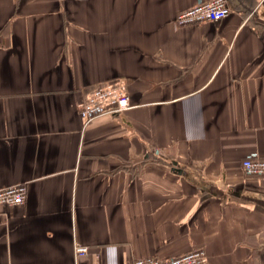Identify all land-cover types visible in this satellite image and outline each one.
Returning <instances> with one entry per match:
<instances>
[{
  "label": "crops",
  "instance_id": "1",
  "mask_svg": "<svg viewBox=\"0 0 264 264\" xmlns=\"http://www.w3.org/2000/svg\"><path fill=\"white\" fill-rule=\"evenodd\" d=\"M202 0H0V264H133L202 247L264 264V0L178 26ZM125 77L132 107L86 124ZM174 162L182 169L173 168Z\"/></svg>",
  "mask_w": 264,
  "mask_h": 264
},
{
  "label": "built area",
  "instance_id": "2",
  "mask_svg": "<svg viewBox=\"0 0 264 264\" xmlns=\"http://www.w3.org/2000/svg\"><path fill=\"white\" fill-rule=\"evenodd\" d=\"M232 11L229 0H202L197 4L178 12L176 24L187 26L206 22H217L227 17ZM132 107L129 91V81L125 77L106 81L95 87L82 103V113L86 124L98 117L126 112ZM246 174L264 176V157L257 153L249 154L242 162ZM27 185L14 184L0 188V208L23 205L27 198ZM3 214L0 212V226ZM90 251V247L77 243L74 248V262L80 264V259ZM207 252L198 247L184 254L171 258L139 257L133 264H206Z\"/></svg>",
  "mask_w": 264,
  "mask_h": 264
},
{
  "label": "water",
  "instance_id": "3",
  "mask_svg": "<svg viewBox=\"0 0 264 264\" xmlns=\"http://www.w3.org/2000/svg\"><path fill=\"white\" fill-rule=\"evenodd\" d=\"M174 165L175 167L173 168L175 171H178L179 173L182 172V169L178 168L176 165H177V162H174Z\"/></svg>",
  "mask_w": 264,
  "mask_h": 264
}]
</instances>
